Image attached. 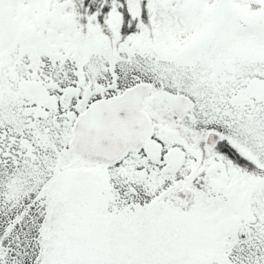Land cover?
<instances>
[{
	"label": "snow or ice",
	"instance_id": "1",
	"mask_svg": "<svg viewBox=\"0 0 264 264\" xmlns=\"http://www.w3.org/2000/svg\"><path fill=\"white\" fill-rule=\"evenodd\" d=\"M0 264H264V0H0Z\"/></svg>",
	"mask_w": 264,
	"mask_h": 264
}]
</instances>
